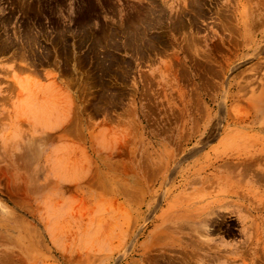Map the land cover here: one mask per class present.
Segmentation results:
<instances>
[{"label": "rangeland", "instance_id": "374dc122", "mask_svg": "<svg viewBox=\"0 0 264 264\" xmlns=\"http://www.w3.org/2000/svg\"><path fill=\"white\" fill-rule=\"evenodd\" d=\"M0 264H264V0H0Z\"/></svg>", "mask_w": 264, "mask_h": 264}, {"label": "bare ground", "instance_id": "6f19581e", "mask_svg": "<svg viewBox=\"0 0 264 264\" xmlns=\"http://www.w3.org/2000/svg\"><path fill=\"white\" fill-rule=\"evenodd\" d=\"M25 50V49H24ZM258 173V172H257ZM192 234V233H191Z\"/></svg>", "mask_w": 264, "mask_h": 264}]
</instances>
